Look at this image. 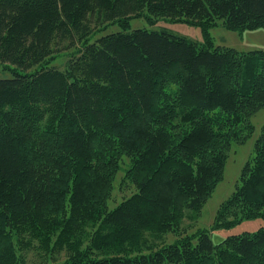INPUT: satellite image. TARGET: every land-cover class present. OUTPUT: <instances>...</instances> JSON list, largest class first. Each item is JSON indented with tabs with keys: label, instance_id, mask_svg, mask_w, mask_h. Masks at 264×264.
<instances>
[{
	"label": "trees",
	"instance_id": "obj_1",
	"mask_svg": "<svg viewBox=\"0 0 264 264\" xmlns=\"http://www.w3.org/2000/svg\"><path fill=\"white\" fill-rule=\"evenodd\" d=\"M137 18L254 30L264 0H0V264L33 242L65 250L49 264H264V226L210 239L264 221V123L197 227L264 109V51L129 30ZM122 164L127 197L107 211Z\"/></svg>",
	"mask_w": 264,
	"mask_h": 264
},
{
	"label": "rangeland",
	"instance_id": "obj_2",
	"mask_svg": "<svg viewBox=\"0 0 264 264\" xmlns=\"http://www.w3.org/2000/svg\"><path fill=\"white\" fill-rule=\"evenodd\" d=\"M128 29H141L164 31L176 37H182L189 41L194 42L198 46H207L208 41L212 44V47H226L234 49L238 52H249L261 50L264 51V28H258L254 30H240V29H228L220 23L216 26L209 28H203L196 25H191L185 22L171 21L168 19H157L149 23L145 18L131 19L127 22ZM121 26H123L121 24ZM120 28L119 24H112L108 28L109 32H115ZM9 71H5L0 67V79L10 78ZM250 122L254 127L253 136L250 141L244 145H231V151L229 158L224 166L223 178L217 185L211 198L206 202L201 210L198 228L209 230L213 221V217L219 204L223 202L231 194L235 181L242 165L245 161L251 157L252 141L254 137L259 133L261 126L264 123V109L259 110L250 118ZM118 172L113 184V191L110 193L109 199L106 202V210L109 211L117 206L127 196L119 191L118 186L121 182L122 168ZM129 191V190H128ZM126 193H129V192ZM87 226L95 227L96 224L89 223ZM264 226L263 220H251L243 221L237 225L234 229L225 231L218 230L210 232V239L212 243L216 244L225 239L227 236L239 234L242 232H254L259 227ZM89 230V228H87ZM194 230L189 231L192 233ZM69 234L64 235V238ZM54 237L52 238L53 241ZM170 237L169 240H173ZM87 244V239L84 238L83 245ZM65 250L58 251L52 257L47 255L43 250L39 248L38 242H33L28 247L22 256L25 259V264H49L53 262H61L65 259Z\"/></svg>",
	"mask_w": 264,
	"mask_h": 264
}]
</instances>
